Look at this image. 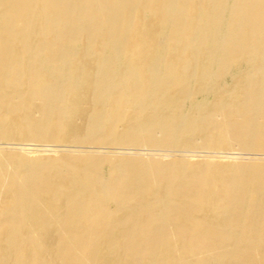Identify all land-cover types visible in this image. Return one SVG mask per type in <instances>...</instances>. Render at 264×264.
I'll return each instance as SVG.
<instances>
[{
    "label": "bare ground",
    "instance_id": "obj_1",
    "mask_svg": "<svg viewBox=\"0 0 264 264\" xmlns=\"http://www.w3.org/2000/svg\"><path fill=\"white\" fill-rule=\"evenodd\" d=\"M0 264H264V0H0Z\"/></svg>",
    "mask_w": 264,
    "mask_h": 264
},
{
    "label": "rangeland",
    "instance_id": "obj_2",
    "mask_svg": "<svg viewBox=\"0 0 264 264\" xmlns=\"http://www.w3.org/2000/svg\"><path fill=\"white\" fill-rule=\"evenodd\" d=\"M25 142L38 143L37 141H28V140L25 141ZM49 143H53V142H49ZM52 148L53 149L51 151H49V150L48 151H42V153L43 152H44V154H54V153H56L57 151L54 152L55 151L54 150L55 147H52ZM58 148H60V147H58ZM144 151H145V153H149V150H147V149H144L143 151L141 150V152H144ZM236 151H237L236 149L230 148V147L229 148H227V147H225V148L195 147V148H192V150H189V152L187 151L186 154H200V155L194 156V158H199V159L203 158V157L204 158H207V157L209 158L210 157V156H208L209 154L220 155L221 156L220 158L217 157V156H211V157H213V158L215 157V159H220V160H225V161H232L233 158H234V154H232V153H234ZM222 158H224V159H222Z\"/></svg>",
    "mask_w": 264,
    "mask_h": 264
}]
</instances>
